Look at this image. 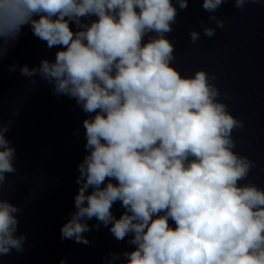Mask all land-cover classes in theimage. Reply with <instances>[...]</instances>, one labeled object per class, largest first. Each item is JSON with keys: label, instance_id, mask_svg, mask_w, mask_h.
Here are the masks:
<instances>
[{"label": "clouds", "instance_id": "1", "mask_svg": "<svg viewBox=\"0 0 264 264\" xmlns=\"http://www.w3.org/2000/svg\"><path fill=\"white\" fill-rule=\"evenodd\" d=\"M257 2L202 0L215 25L202 23L204 37L225 27L215 15L223 4L243 10ZM188 5L0 0V63L22 27L30 26L49 49L61 50L54 61L13 64L9 73L18 69L33 85L38 76L53 85L54 95L75 99L88 114L75 211L60 232L61 240L84 245L91 243L85 233L101 225H110L117 241L130 237L134 249L109 253L104 264H264V188L247 179L256 162L234 151L233 132L244 121L223 102L229 95L215 83V73L182 75L173 63L175 44L166 34ZM189 38L196 43L201 32L193 29ZM13 124L0 120V191L8 174L18 172L16 149L5 137ZM116 202L124 209L119 218L112 212ZM22 211L0 196V257L25 251L27 236L17 235ZM94 218L90 228L87 221Z\"/></svg>", "mask_w": 264, "mask_h": 264}]
</instances>
